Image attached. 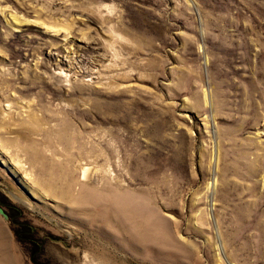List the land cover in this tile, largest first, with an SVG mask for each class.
Segmentation results:
<instances>
[{
  "label": "rangeland",
  "instance_id": "1",
  "mask_svg": "<svg viewBox=\"0 0 264 264\" xmlns=\"http://www.w3.org/2000/svg\"><path fill=\"white\" fill-rule=\"evenodd\" d=\"M0 160V264H264V0H0Z\"/></svg>",
  "mask_w": 264,
  "mask_h": 264
},
{
  "label": "water",
  "instance_id": "2",
  "mask_svg": "<svg viewBox=\"0 0 264 264\" xmlns=\"http://www.w3.org/2000/svg\"><path fill=\"white\" fill-rule=\"evenodd\" d=\"M0 166L1 167H4L5 168V170H6V172L8 173V175L12 178V179H14V181L17 183V185L19 186V188H21V189H23L25 192H26V190H25V188L22 186V184L17 180V179H15L16 177H15V175L13 174V173H11V171L9 170V169H11V168H9V167H5L4 165H3V163H1V160H0ZM12 172H13V170H12ZM27 193V192H26ZM0 215L2 216V218L5 220V221H8V216H7V214L5 213V211L3 210V208L0 206Z\"/></svg>",
  "mask_w": 264,
  "mask_h": 264
},
{
  "label": "bare ground",
  "instance_id": "3",
  "mask_svg": "<svg viewBox=\"0 0 264 264\" xmlns=\"http://www.w3.org/2000/svg\"><path fill=\"white\" fill-rule=\"evenodd\" d=\"M63 75V74H62Z\"/></svg>",
  "mask_w": 264,
  "mask_h": 264
}]
</instances>
